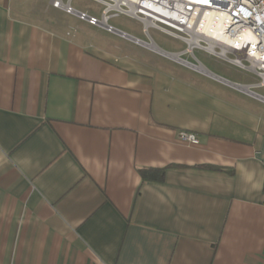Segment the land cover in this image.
Segmentation results:
<instances>
[{
    "label": "crops",
    "instance_id": "0c3cea01",
    "mask_svg": "<svg viewBox=\"0 0 264 264\" xmlns=\"http://www.w3.org/2000/svg\"><path fill=\"white\" fill-rule=\"evenodd\" d=\"M107 33L0 0V264H264V100Z\"/></svg>",
    "mask_w": 264,
    "mask_h": 264
},
{
    "label": "built area",
    "instance_id": "2783aa9c",
    "mask_svg": "<svg viewBox=\"0 0 264 264\" xmlns=\"http://www.w3.org/2000/svg\"><path fill=\"white\" fill-rule=\"evenodd\" d=\"M72 1L50 0V5L55 9L77 17L79 20L85 21L91 26L113 34L116 30H120L109 25V21L121 15L126 16L140 23L142 32L147 36H149L148 29L152 28L185 45L182 51L173 53L162 50L151 39L149 41L135 39L137 43L153 42L162 54L148 50L199 74L203 73L193 67H198L202 64L195 57L194 52L202 51L239 70L250 73L257 79V82L246 86L257 85L264 87V68L261 67L259 69L260 67L256 66L252 70V62L250 61H257L251 51L259 52L264 50V0H91L102 7L99 17L76 10L71 6ZM208 15H213V22L217 23L215 26H219L220 23L223 24L222 31H231L233 35H236L237 39L240 34L247 31L256 41L251 44L247 40L241 47L234 45L233 41L222 43L224 40L220 31L218 33L220 39H215V42L222 45L223 48L215 44L214 50L210 51L206 48L208 46L207 41H203V39L198 40L197 45H190L192 34L197 31L196 26L200 25L202 20ZM120 32L126 34L122 31ZM137 45L143 47L139 43ZM222 49L226 51L222 53ZM183 56H187L189 60L184 59ZM229 84H232L234 88L235 86L241 87L238 83L229 82ZM178 138L191 145L198 144V140L193 133L180 131Z\"/></svg>",
    "mask_w": 264,
    "mask_h": 264
},
{
    "label": "rangeland",
    "instance_id": "374dc122",
    "mask_svg": "<svg viewBox=\"0 0 264 264\" xmlns=\"http://www.w3.org/2000/svg\"><path fill=\"white\" fill-rule=\"evenodd\" d=\"M66 1V0H64ZM71 6L77 10L85 11L88 14L94 15L99 17L100 12L102 10V7L95 2L91 0H73ZM109 25L112 27L126 33L127 35H130L134 37L135 39H140L142 41H149V39L153 40L154 43L160 47L162 50L166 52H173L177 53L182 51L185 48V45L181 43L180 41L163 34L155 29H148V34H144L142 32V26L140 23L136 22L135 20H132L126 16H118L114 19H111L109 21ZM107 35L114 41H119L122 44L129 45L130 47L136 48L139 52L143 54L146 58H148L151 61H155L159 63L160 65H165L167 67L173 68L175 70H180L186 74L191 75H198L197 73H194L190 71L189 69H186L179 64L173 63L170 60L161 57L148 49H144L140 46H136L133 43H130L126 41L125 39H121L118 36L114 35L113 33H107ZM127 39V38H126ZM151 50V49H150ZM195 57L198 59V61L211 73H214L215 75L221 76L227 80L234 81L240 83L241 86H246L247 84H251L254 82H257V79L254 78L250 73H247L245 71L239 70L230 64L220 61L214 57H211L202 51H195L194 52ZM184 59L189 60L187 56H183ZM247 89V88H246ZM255 94H258L262 97H264V87H258L252 89ZM257 102L256 105L258 106H264V103Z\"/></svg>",
    "mask_w": 264,
    "mask_h": 264
},
{
    "label": "bare ground",
    "instance_id": "6f19581e",
    "mask_svg": "<svg viewBox=\"0 0 264 264\" xmlns=\"http://www.w3.org/2000/svg\"><path fill=\"white\" fill-rule=\"evenodd\" d=\"M212 17H213V15H208V16H206L203 20H202V22L200 23V25L198 24V26H196V29H197V31L199 32H197L196 31V33L195 34H192V40H190V45H197V42H198V40H201V39H203V41H207V43H208V46L206 47L207 49H209L210 51H213L214 50V45L216 44V45H219L220 47H222V45H220L219 43H217V42H215V39H220V36L218 35V33L221 31V34H223L221 37L223 38V40L224 41H222V43L223 42H226V43H229V42H232L233 41V44L234 45H236L237 47H241L242 46V44L245 42V41H250L251 42V44H254V42L256 41L253 37H252V35L249 33V32H247V31H245V33H242V34H240L239 35V38L237 39V37H236V35H233L232 34V32L231 31H222V25L223 24H221L220 22V27L219 26H215L217 23L216 22H213V19H212ZM200 19V18H199ZM117 31V30H116ZM127 35V34H126ZM121 37H122V35H120ZM206 38H205V37ZM127 39H129V40H132L131 38H129V37H126ZM135 44H141V45H143V47L144 48H149V49H151L152 51H155V52H159V53H161V51L157 48V46L153 43V42H144V43H142V42H138L137 43V41L135 40V38H133V40H132ZM223 48V47H222ZM222 51V53H224L226 50L225 49H222L221 50ZM258 51H259V49H258ZM251 53H253V55L257 58L256 60L259 62H257V61H255V60H250L251 62H252V70L256 67V66H259L260 68L259 69H261V67H263L264 68V50H262V51H259V52H254V51H251ZM162 54V53H161ZM262 65V66H261ZM254 67V68H253ZM193 68H195L196 70H198L199 72H202L204 75H206V76H209V77H213L212 75H211V73L203 66V65H200V66H198V67H193ZM257 69V68H256ZM206 73H208L209 75H207ZM219 80H221V78H218ZM221 81H223V83H225L224 82V80H221ZM263 81H264V79H263ZM227 84V83H226ZM234 87V86H233ZM258 87H261V86H255V85H253V86H246V88H247V90L245 91L247 94H249V95H251V96H253V97H256V98H260V99H263L264 100V98L263 97H259L257 94H255L254 92H253V88H258ZM235 88H237V89H239V88H244V86H235ZM240 90H242V89H240Z\"/></svg>",
    "mask_w": 264,
    "mask_h": 264
},
{
    "label": "water",
    "instance_id": "95a60500",
    "mask_svg": "<svg viewBox=\"0 0 264 264\" xmlns=\"http://www.w3.org/2000/svg\"><path fill=\"white\" fill-rule=\"evenodd\" d=\"M114 34H116V35H118V36L122 35L123 38H126V37L131 38L130 36H128V35H126V34H122L120 31H115ZM131 39L133 40V38H131Z\"/></svg>",
    "mask_w": 264,
    "mask_h": 264
}]
</instances>
